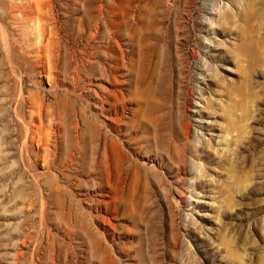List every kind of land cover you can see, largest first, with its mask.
<instances>
[{"label":"rangeland","instance_id":"1","mask_svg":"<svg viewBox=\"0 0 264 264\" xmlns=\"http://www.w3.org/2000/svg\"><path fill=\"white\" fill-rule=\"evenodd\" d=\"M26 1L0 0V264H264V0H50V64L7 17ZM22 88L59 123L52 163Z\"/></svg>","mask_w":264,"mask_h":264},{"label":"bare ground","instance_id":"2","mask_svg":"<svg viewBox=\"0 0 264 264\" xmlns=\"http://www.w3.org/2000/svg\"><path fill=\"white\" fill-rule=\"evenodd\" d=\"M11 1V0H10ZM26 3H27V5L25 6V7H19V6H17V5H12L11 6V3H10V8L11 9H9V13H8V18H10V20H11V25H15V24H17L18 22H20V21H22V20H25V19H28V18H30V19H33L35 22H36V26H34V29H35V27H36V34H35V32H34V34H35V40H36V45H37V48H36V58L41 62L42 60H46V62H48V63H46L45 62V64H50L51 62H53L55 59H56V57H58V56H56V53H54V48L52 49V46H54L55 45V43H54V41L55 40H60L59 38H58V34H57V32L55 31V29H54V27H51L52 26V20L54 19L53 17H52V6H51V3H50V0H27L26 1ZM55 10V9H54ZM54 12V11H53ZM56 15V14H55ZM123 15V14H122ZM123 17V16H122ZM3 18V17H2ZM5 18H6V16H5ZM4 19V18H3ZM112 20H113V18H112ZM29 21V20H28ZM124 21V20H123ZM0 22H1V19H0ZM23 23V22H22ZM108 23H109V25H112L113 27H115L116 26V24H115V21H108ZM123 25V24H122ZM56 26V25H55ZM118 26V25H117ZM120 26V25H119ZM15 27V26H14ZM100 28H101V22H98V23H96V26H95V30L99 33V30H100ZM96 32V33H97ZM94 33V32H93ZM114 33V31L111 33V35H114L113 34ZM95 34V33H94ZM118 34V33H117ZM116 34V35H117ZM61 35V34H60ZM110 35V34H109ZM104 36V35H103ZM0 37H1V39H2V41H3V43H4V45L5 46H7V51H8V54L10 55V56H12L13 57V55L12 54H14V49H15V43H14V39L12 38V36L10 35V33L8 32V30L6 29V28H4V27H2L1 25H0ZM105 37H107V36H105ZM94 38V37H93ZM92 38V39H93ZM103 38V37H102ZM111 38H113V36L111 37ZM110 38V39H111ZM32 39H33V37H32ZM105 40V39H104ZM48 41V42H47ZM111 41V40H110ZM119 41V40H118ZM59 42V41H58ZM7 43V44H6ZM105 43V42H104ZM103 43V44H104ZM112 43V42H111ZM119 43V42H118ZM107 44H108V42H107ZM117 44V43H116ZM60 45V44H59ZM118 45V44H117ZM116 45V46H117ZM120 45V44H119ZM105 46V45H104ZM109 47H111V46H109ZM115 47V46H114ZM117 47H119V46H117ZM119 49V51H120V48H118ZM122 49V48H121ZM63 50V49H62ZM108 50V49H107ZM112 50V49H111ZM114 50V49H113ZM125 51V50H124ZM56 52V51H55ZM57 52H58V50H57ZM107 52V51H106ZM113 52V51H112ZM59 53H60V51H59ZM104 53V52H103ZM108 53V52H107ZM110 53V52H109ZM116 54V53H115ZM125 54V53H124ZM124 54H123V56H124ZM108 54H106V56H107ZM119 55V54H118ZM117 55V56H118ZM27 56V55H26ZM111 56V55H110ZM113 56H114V54H113ZM112 56V57H113ZM122 56V57H123ZM109 57V56H108ZM112 57H110V58H112ZM121 57V58H122ZM60 58H62V57H60ZM107 58V57H106ZM115 58V57H114ZM12 59V58H11ZM62 60V59H61ZM123 60V59H122ZM34 61H36V60H34ZM132 61V60H131ZM107 62V61H106ZM117 62H119L118 61V59H117ZM123 62V61H122ZM36 63V62H35ZM42 63V62H41ZM40 63V64H41ZM54 63H56V62H54ZM105 63V62H104ZM108 63V62H107ZM106 63V64H107ZM113 63V62H112ZM102 64V63H101ZM114 64H117V63H114ZM125 64H127L126 62H125ZM124 65V64H123ZM111 66V65H110ZM103 67V66H102ZM115 68V67H114ZM118 68V67H117ZM122 68H123V66H122ZM113 69V68H112ZM121 69V68H120ZM119 69V70H120ZM129 69V68H128ZM46 70V69H45ZM59 70V69H58ZM104 70V69H103ZM54 71H56L55 69H54ZM112 71V70H111ZM116 71H117V69H116ZM50 72V71H49ZM51 72H52V70H51ZM57 72V71H56ZM48 73V72H47ZM65 73H67V72H65ZM56 74V73H55ZM54 74V75H55ZM78 74V73H77ZM109 74V73H108ZM48 75H49V73H48ZM47 75V76H48ZM79 75V74H78ZM104 75V74H103ZM107 75V74H106ZM57 76V75H56ZM110 76V75H109ZM51 77V76H50ZM103 77V76H102ZM49 78V77H48ZM52 78H53V76H52ZM74 78V77H73ZM79 78H81L80 76H79ZM110 78V77H109ZM114 78H115V76H114ZM50 79V81H51V78H49ZM77 80V79H76ZM75 80V81H76ZM54 81V80H53ZM57 81V80H56ZM115 81V80H114ZM58 82V81H57ZM56 83V82H55ZM111 83V82H110ZM52 84V83H51ZM116 84V83H115ZM120 84V83H119ZM115 86H117V85H115ZM38 90V89H37ZM121 90V89H120ZM122 91V90H121ZM120 91V92H121ZM27 93H28V100L27 101H25V99H24V93H25V89L24 88H22V91H21V104L22 105H24V103H28L29 104V108H30V114H29V117L27 116V118H26V120L28 119V120H30L29 122H28V124L27 125H29V132H28V141L29 142H32V143H34L35 141L38 143V146L40 147V149L43 151V153L45 154V158L46 159H50V161H47V162H51L52 163V157H51V152L53 153L54 151L52 150V146H53V142H54V140L56 139V134H57V132H58V120H56V123H58V124H55V122L53 123V122H48L47 123V119H46V117H44V111H45V103H44V99L42 98V97H40V95H38L36 92H34V91H26ZM111 92V91H110ZM118 92H119V90H118ZM115 95V98H114V100L115 101H113L112 102V107L113 108H115V110H116V108H117V103H118V101H117V95H116V93L114 94ZM119 95V94H118ZM109 96V95H108ZM44 97V96H43ZM48 97V96H47ZM62 97V96H61ZM107 97V96H106ZM103 98H105V97H103ZM102 98V99H103ZM111 98V97H110ZM119 98V97H118ZM107 100H109L108 99V97L107 98H105V101H103L102 103H107L108 101ZM56 101H58V100H56ZM48 102V101H47ZM63 102V101H62ZM67 102L68 101H66V105H67ZM57 104H58V102H56ZM64 103V102H63ZM63 103H61V104H63ZM69 103V102H68ZM48 104V103H47ZM46 104V105H47ZM51 104V103H50ZM49 104V105H50ZM60 104V105H61ZM68 106V105H67ZM67 106H65V107H67ZM70 106H71V104H70ZM49 107V106H48ZM59 107V106H58ZM106 107V106H105ZM71 108V107H70ZM69 108V109H70ZM62 109V108H61ZM60 109V110H61ZM66 109V108H65ZM65 109H64V111H65ZM67 109H68V107H67ZM67 109H66V111H67ZM51 110H53V109H51ZM54 110H55V108H54ZM58 110H59V108H58ZM73 110V109H72ZM75 111H77V110H75ZM74 111V112H75ZM85 111V112H84ZM47 112V115L48 114H50V113H48V110L46 111ZM83 112L84 113H86V110H83ZM82 111H81V113H83ZM55 113H56V110H55ZM59 113V112H58ZM73 113V112H72ZM53 114H54V112H53ZM64 114V113H63ZM70 114V113H69ZM62 115V114H61ZM66 115H67V113H66ZM65 115V118L66 117H68V116H66ZM75 115V121H74V124L72 125L73 126V129L76 131V133H77V131L79 130V127L81 126V120H80V116H79V113H75L74 114ZM82 115V114H81ZM59 116V115H58ZM70 116V115H69ZM50 117V119H51V117H52V114L49 116ZM56 117V116H55ZM72 117V116H71ZM24 118V117H23ZM60 119V118H59ZM69 119H71V118H69ZM82 119H83V122H85V121H87L88 119H85L84 117H82ZM61 121L63 120V118L62 119H60ZM59 120V121H60ZM53 121V120H52ZM64 121V120H63ZM69 123V122H68ZM60 124H62V123H60ZM65 124H66V122H65ZM67 126V125H66ZM61 127H63V126H61ZM82 127V126H81ZM64 129V128H63ZM63 129H62V131H63ZM80 130H82V129H80ZM188 130V129H187ZM65 131V130H64ZM191 131V130H190ZM188 132H189V130H188ZM63 134H64V132H63ZM78 134V133H77ZM190 134V133H189ZM58 135H59V133H58ZM69 135V134H68ZM67 134H66V136H68ZM61 136V135H60ZM65 136V135H64ZM77 137H78V135H76ZM80 136V135H79ZM106 136V135H105ZM188 136V135H187ZM107 137V136H106ZM117 137V136H116ZM60 138V137H59ZM61 138H62V136H61ZM68 138H70V137H68ZM111 138V137H110ZM110 138H108V139H110ZM27 140V139H26ZM111 140H113V138H111ZM57 141V140H56ZM107 141V140H106ZM115 141H116V139H115ZM79 142V141H78ZM111 142V141H110ZM113 142V141H112ZM54 143H56V142H54ZM106 143H109V142H105L104 141V144H105V152H104V156H105V163H106V168H107V174H108V181L111 183V184H113V187L116 189V190H119V185H120V181H121V169H120V165H119V153L121 152L120 151V149L118 150V148H117V145L116 144H110V145H107ZM77 144V143H76ZM79 144V143H78ZM118 146H120V145H118ZM54 147V146H53ZM101 147V146H100ZM54 149H55V147H54ZM52 150V151H51ZM118 151H120L119 153H118ZM56 152V151H55ZM75 153V152H74ZM73 153V154H74ZM51 154V155H50ZM55 154V153H54ZM59 154V153H58ZM103 154V153H102ZM79 155V154H78ZM51 157V158H48V157ZM54 156V155H53ZM55 156H56V154H55ZM72 156V155H71ZM79 157V156H78ZM121 157V156H120ZM45 159V160H46ZM84 159V158H83ZM52 160V161H51ZM71 162V161H70ZM50 163V164H51ZM74 163V162H73ZM77 163V162H76ZM49 165V164H48ZM99 167V166H98ZM97 167V168H98ZM106 170V169H105ZM109 172V173H108ZM106 173V172H105ZM115 173L117 174V175H115ZM107 176V175H106ZM118 177L117 179H119L118 181H117V179H116V177ZM127 180V179H126ZM114 188H112L113 190H115ZM57 190V189H56ZM61 190V189H60ZM58 191H59V189H58ZM120 191V190H119ZM116 192V191H115ZM114 192V194H115V196H116V194L117 193H115ZM119 193V192H118ZM120 194V193H119ZM118 195V194H117Z\"/></svg>","mask_w":264,"mask_h":264}]
</instances>
